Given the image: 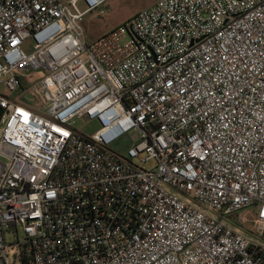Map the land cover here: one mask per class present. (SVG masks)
Here are the masks:
<instances>
[{"label": "built area", "instance_id": "obj_1", "mask_svg": "<svg viewBox=\"0 0 264 264\" xmlns=\"http://www.w3.org/2000/svg\"><path fill=\"white\" fill-rule=\"evenodd\" d=\"M107 1L0 0V264H264V0Z\"/></svg>", "mask_w": 264, "mask_h": 264}, {"label": "rangeland", "instance_id": "obj_2", "mask_svg": "<svg viewBox=\"0 0 264 264\" xmlns=\"http://www.w3.org/2000/svg\"><path fill=\"white\" fill-rule=\"evenodd\" d=\"M157 0H109L105 3V5L94 12H91L86 16L83 27L85 31L86 40L88 42H92L102 37L103 35L109 33L114 30L121 24H124L126 21L134 17L138 12L152 7ZM82 7V4L79 5ZM3 90V87L0 85V91ZM23 101L32 103L34 102L33 96L29 93L26 97L22 98ZM73 128L81 131L82 133L90 136L95 133L99 124L96 121H86L85 119L76 118L74 120ZM119 143H115L112 145V149L117 152H124V148ZM145 155L142 156V159ZM136 164H139L145 168H153L155 166L154 161H150L148 163H142V161L137 160ZM256 208L252 207V209L248 211H243L232 217L233 221L238 222L242 219V217H247L248 220H252L255 216ZM246 225V229L251 232V223Z\"/></svg>", "mask_w": 264, "mask_h": 264}, {"label": "water", "instance_id": "obj_3", "mask_svg": "<svg viewBox=\"0 0 264 264\" xmlns=\"http://www.w3.org/2000/svg\"><path fill=\"white\" fill-rule=\"evenodd\" d=\"M1 114H2V110L0 109V116H1Z\"/></svg>", "mask_w": 264, "mask_h": 264}]
</instances>
